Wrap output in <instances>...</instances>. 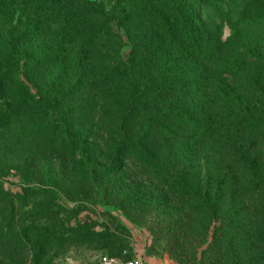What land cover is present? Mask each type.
Listing matches in <instances>:
<instances>
[{"label": "trees", "instance_id": "obj_1", "mask_svg": "<svg viewBox=\"0 0 264 264\" xmlns=\"http://www.w3.org/2000/svg\"><path fill=\"white\" fill-rule=\"evenodd\" d=\"M96 99L140 122L113 158L139 154L167 178L186 205L176 240L195 259L221 222L211 264H264V0H0V127H82ZM58 140L87 153L67 128ZM188 161L206 180L174 169ZM23 195L0 184V264L70 241L51 220L26 226L50 209Z\"/></svg>", "mask_w": 264, "mask_h": 264}, {"label": "rangeland", "instance_id": "obj_2", "mask_svg": "<svg viewBox=\"0 0 264 264\" xmlns=\"http://www.w3.org/2000/svg\"><path fill=\"white\" fill-rule=\"evenodd\" d=\"M230 34V26L223 25V39ZM95 102L93 120L82 118V127H38L35 134L32 127H0V184L12 195L25 194L30 208L40 202L50 209V215H33L35 223L25 225L42 227L51 220L70 239L58 251L45 250L43 258L31 254L27 264H88L102 253L136 254L152 264H199L202 258L211 264L222 223L212 224L195 259L191 242L182 245L176 240L186 205L168 191L167 178L160 177L139 154L113 158V148L122 142L119 135L124 130L139 131L140 122L123 118L113 99ZM60 113L52 109L54 122ZM6 128L17 137L5 145L1 140ZM65 128L84 138L85 155L60 144L58 137ZM150 150L161 152L158 144ZM196 161L174 169L180 168L199 183L206 180V163ZM109 164L110 170L105 171ZM24 189L35 191L24 193Z\"/></svg>", "mask_w": 264, "mask_h": 264}, {"label": "built area", "instance_id": "obj_3", "mask_svg": "<svg viewBox=\"0 0 264 264\" xmlns=\"http://www.w3.org/2000/svg\"><path fill=\"white\" fill-rule=\"evenodd\" d=\"M88 264H152L150 261L136 254L126 253L125 257H120L108 253L95 256Z\"/></svg>", "mask_w": 264, "mask_h": 264}]
</instances>
